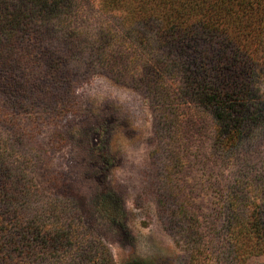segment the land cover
<instances>
[{
  "label": "rangeland",
  "instance_id": "obj_1",
  "mask_svg": "<svg viewBox=\"0 0 264 264\" xmlns=\"http://www.w3.org/2000/svg\"><path fill=\"white\" fill-rule=\"evenodd\" d=\"M71 7L67 28L47 23L13 42L9 60H19L17 73L0 77V144L6 146L0 167L37 191V203L52 200L54 220L92 246L90 258L69 250L67 264H191L185 235L193 225L203 235L202 263L223 264L226 194L235 180L264 173V132L217 158L211 119L193 104L180 106L167 124L158 119L157 109L166 107L160 99L83 66L78 53H89L83 43L98 38L102 27L119 26L118 13L101 0H74ZM60 59L78 68L73 95L53 86ZM30 61L43 65L36 71ZM14 82L28 94L27 107L20 105L22 94L9 99ZM258 95L264 99V78ZM64 102L71 110L62 116ZM104 248L110 256L96 263ZM245 264H264V255Z\"/></svg>",
  "mask_w": 264,
  "mask_h": 264
},
{
  "label": "trees",
  "instance_id": "obj_2",
  "mask_svg": "<svg viewBox=\"0 0 264 264\" xmlns=\"http://www.w3.org/2000/svg\"><path fill=\"white\" fill-rule=\"evenodd\" d=\"M73 1L0 0V77L15 76L19 60H9L16 51L15 39L47 23L67 28L72 23ZM101 3L105 10L118 13L114 17L119 26L102 27L98 38L83 43L89 52L87 58L84 51L78 53L85 59L84 67H98L102 74L140 86L155 101L160 99L166 107L157 109L158 119L167 124L180 106L193 104L196 113L211 119L217 158L264 132V99L258 95L259 79L264 78V0ZM116 28L119 34L115 35ZM60 60L53 86L73 95L71 76H78V68L72 71L66 60ZM28 64L36 71L43 65ZM7 88L12 91L9 99L24 95L20 105L27 107L28 94L22 93L21 85L18 88L14 82ZM61 104L64 116L71 109L67 102ZM5 147L0 144V161ZM18 175L7 166L0 167V264H41L54 258L67 264L69 250H85L90 256L92 246L85 245L81 234L54 220L52 200L37 203L38 192L17 183ZM256 177L235 180L226 194L219 251L223 264H245L251 257L264 255V173ZM185 236L191 264H203L202 231L193 225ZM104 256H110L106 248L95 257L96 263Z\"/></svg>",
  "mask_w": 264,
  "mask_h": 264
}]
</instances>
